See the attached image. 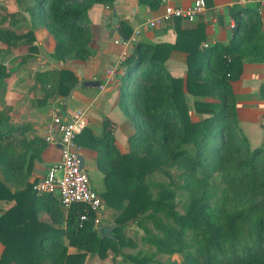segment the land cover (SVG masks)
<instances>
[{"label": "trees", "instance_id": "trees-1", "mask_svg": "<svg viewBox=\"0 0 264 264\" xmlns=\"http://www.w3.org/2000/svg\"><path fill=\"white\" fill-rule=\"evenodd\" d=\"M32 1L28 33L3 29L9 16L0 18V41L7 45L0 50V264H84L89 255L105 258L110 249L119 252L124 245L123 230L130 221L142 225L146 219L163 234L149 233L143 240L156 253L180 255L165 264H264V146L253 147L244 132L233 84L247 62L264 63L263 22L245 18L252 5L233 9L236 25L227 43L204 47L205 26L184 27L176 19L174 44L138 42L124 61L129 81L121 104L137 127L129 151H120L107 118L102 136L86 128L77 139L98 152V168L105 175L101 194L119 212V226L108 237L95 227L93 216L81 221L85 205L66 209L54 195L33 190L36 160L43 159L49 144L44 137H30L31 124L14 119L7 96L16 68L6 62L23 43L30 52L38 50V27L54 40L55 60L89 58L94 34L89 11L96 4L113 7L115 0ZM140 2L155 9L161 0ZM173 50L187 52L185 74L167 69ZM78 82L68 69L37 72L36 83L45 92L38 103L67 97ZM260 94L264 102V82ZM156 172L168 179H151ZM180 196L187 197L183 213L176 208ZM13 200L15 204L1 207L2 201ZM42 211L49 220L41 218ZM159 212L173 222L164 221ZM124 259L132 264L154 260L131 254Z\"/></svg>", "mask_w": 264, "mask_h": 264}, {"label": "crops", "instance_id": "crops-1", "mask_svg": "<svg viewBox=\"0 0 264 264\" xmlns=\"http://www.w3.org/2000/svg\"><path fill=\"white\" fill-rule=\"evenodd\" d=\"M194 1L161 0L159 6L155 9H152L148 3H141L140 0H115L113 7L96 4L89 11L94 34L90 47L92 55L87 59L70 58L64 62L51 58L55 42L47 31L41 30L38 32L35 43L39 47V53L35 54L27 62L24 60L17 62L14 66L16 72L9 79L7 99L8 104L13 108L12 115L16 122L31 124L30 137H33V135L44 137L47 124L51 121L54 110L67 115L76 108H85L89 115L87 128L94 135L102 136L104 131L103 121L105 118L111 120L114 124L113 128L117 144V130L125 123L135 125L134 121L131 120V116L121 106L122 89L129 81L125 62L122 63L121 60L123 58L125 60L129 55L133 54L135 45L138 42H169L174 44L177 40L176 20L150 29L145 27L144 24L148 20L160 16L167 4L185 7L193 4ZM248 4H251L254 9L251 13L253 17L250 18V15H245L246 20H261L264 26V2L260 3L252 0H246L245 2L242 0H210V6H208V11L205 15L199 16L192 22L182 19L180 26L189 28H196L200 25L205 26L206 40L202 44L204 47L206 43L210 45L217 42L227 43L234 33L235 27L233 28L232 25H236L233 9L237 8V6H246ZM115 10L116 15L120 19L119 26L128 38L123 43L121 42L122 37L115 31V26L112 24ZM138 28L141 29V33L130 41L129 39L133 36L134 30ZM125 29L130 30V33L127 34ZM3 47L6 48L7 45ZM25 47L26 52L24 53L27 54L28 46L25 45ZM11 58L7 60V64H9ZM166 67L170 72H174L175 75L185 74L188 70L187 52L173 50L166 61ZM112 68L118 69L115 79L106 83L109 71ZM62 69L73 71L78 76L79 81L100 80L105 88L83 86L75 90L71 97L69 95L67 97H54L43 105L39 104L38 101L34 103V100L43 99L45 94L43 85L36 83L37 72L46 70L60 71ZM252 77L254 79L253 83ZM241 81L243 84L239 87ZM263 82L264 63L247 62L243 76L233 83L238 97V104L240 105L238 109L240 123L246 131L252 128L251 130L256 131L258 134L255 139H250L253 147H256L258 142H262V135H264V102L260 94ZM79 146L81 156H83L85 161V169L88 173L90 172L89 170H92V172L96 173V176L103 180L104 191L105 175L98 168V152L91 147ZM120 151L126 153L129 149H120ZM42 156L43 159L41 161L36 160V167L34 168L31 181L39 180L45 176L50 166L60 159V145L49 144ZM92 183L94 186L93 179ZM55 197L59 198L58 195ZM14 203L15 201L10 202L11 205ZM4 205L7 207L6 203ZM118 213V211L105 204L103 226L116 225L118 227L119 224L115 221V216ZM41 218L44 220L50 219L45 211L41 212ZM130 225L131 227H128V231L134 226V222L130 221ZM2 250L3 245L0 243V255ZM71 251L74 252L76 249L71 248ZM90 258L91 255L88 256L86 264ZM109 258L111 259V257Z\"/></svg>", "mask_w": 264, "mask_h": 264}, {"label": "built area", "instance_id": "built-area-1", "mask_svg": "<svg viewBox=\"0 0 264 264\" xmlns=\"http://www.w3.org/2000/svg\"><path fill=\"white\" fill-rule=\"evenodd\" d=\"M252 1L264 2V0ZM207 11L206 0H195L193 4L185 7L167 4L160 16L148 20L144 25L150 29L176 19L192 22L199 16L205 15ZM232 27L234 28L235 25ZM140 33V28L135 29L129 40H134L135 36ZM208 46L209 44L206 43L205 47ZM125 60L123 58L122 63ZM117 70V68H112L109 71L106 83L115 79ZM100 88H105V86L101 84ZM88 125L89 115L85 108H76L67 115L58 110L53 111L44 138L50 145L61 146L60 159L50 166L45 176L34 183L33 190L39 195H58L66 209L73 205H85L87 212L81 215V221H87L93 216L95 227L100 228L103 226L105 200L101 192L94 188L88 171L81 167V152L77 142L78 136Z\"/></svg>", "mask_w": 264, "mask_h": 264}, {"label": "rangeland", "instance_id": "rangeland-1", "mask_svg": "<svg viewBox=\"0 0 264 264\" xmlns=\"http://www.w3.org/2000/svg\"><path fill=\"white\" fill-rule=\"evenodd\" d=\"M33 5L32 0H0V18L4 17L6 15L9 16L8 20L6 21L5 24H2L3 29H11L18 34L22 33H28L31 29V22H30V16L28 14V11L30 7ZM12 17H11V16ZM253 17V14H250V18ZM41 30L47 31L46 28L43 27H38L34 30L35 37L37 38L36 34L40 32ZM40 34V33H39ZM49 34V32H48ZM19 43H23V41H20ZM36 44V43H35ZM6 44L2 41H0V50H3ZM26 46H28V53L25 54L26 52ZM37 45V44H36ZM38 47V45H37ZM30 45L23 43L19 48L13 49L11 52V55L8 56V59L12 57L9 61L8 67L10 69L14 68L15 64L18 62H21L22 60L24 61H29L31 58L34 57L35 54L39 53V47L38 50L35 52H30L29 51ZM18 53V55H17ZM29 54V55H28ZM51 58L52 54H51ZM7 59V60H8ZM174 74V72H172ZM252 83L254 82V79L252 77ZM239 83V87L242 85ZM36 101L38 100H34ZM264 105V103H263ZM122 106V104H121ZM239 104H238V109H239ZM132 110V109H131ZM133 112V111H132ZM238 116H239V110H238ZM132 121L133 118L131 119ZM240 120V119H239ZM104 123V121H103ZM241 124V123H240ZM133 125V124H132ZM130 123H125L123 126H121L117 130V144L120 147L121 150H126L130 149V135L137 130V127L135 125L132 126ZM245 134L247 135L249 141L250 139H255L258 137V134L256 131L249 129V131H246L243 125H241ZM251 142V141H250ZM263 144L264 146V135H262V142H258L257 145ZM90 175L94 181V186L96 190L99 192L103 191V180L99 177L96 176V173L92 172V170H89ZM151 179H154L158 182H161L163 180H166L168 178L165 177L161 172H156L154 176L150 177ZM153 192H157V190L153 189ZM14 201V200H13ZM177 206L176 208L181 212L186 211V205H187V197L186 196H180L177 198ZM11 201H2L1 207L2 208H8L11 206L10 204ZM7 204V207L4 204ZM15 204V203H14ZM158 215L162 217V219L166 222H173L171 218L167 217L163 212H159ZM133 225V224H131ZM131 225L125 228L123 230V243L119 248V252H115L114 250L110 249L108 251V255L105 258H101L98 255L91 256L90 260L88 261L87 264H132L130 261H126L124 259V256L126 254H131V255H140V256H147L153 258V262L151 264H165L168 263L171 259H179L180 255L179 254H160L156 253V247L152 245L151 243H148L147 241L143 240L144 236H147L150 234L153 235H158V234H163L162 229L158 228L155 223L152 220L146 219L144 220L143 224L141 225L140 223H134V226L130 228L131 230L128 231V227H131ZM1 243V242H0ZM2 244V243H1ZM3 245V244H2ZM3 250H4V245H3ZM2 250V252H3ZM2 255V253H1ZM0 255V257H1ZM111 257V259L109 258ZM88 259V257H87ZM87 259L84 264H86Z\"/></svg>", "mask_w": 264, "mask_h": 264}, {"label": "water", "instance_id": "water-1", "mask_svg": "<svg viewBox=\"0 0 264 264\" xmlns=\"http://www.w3.org/2000/svg\"><path fill=\"white\" fill-rule=\"evenodd\" d=\"M119 22H120V19L118 17V15H116V10L114 11V16L112 17V24L113 26H115V31L118 32V34L122 37L121 39V42H125L127 41V36L122 32L120 26H119ZM101 85V81L100 80H91V81H79L78 84L76 86H74L70 93H69V97L72 96L73 92L77 89H80L81 87L83 86H93V87H97V86H100ZM68 97V98H69ZM61 147V146H60ZM81 157V167L83 169H85V161H84V158L83 156H80ZM116 228V225H111V226H102L99 228V232L102 236H108V237H113L112 235V232L114 231V229Z\"/></svg>", "mask_w": 264, "mask_h": 264}]
</instances>
